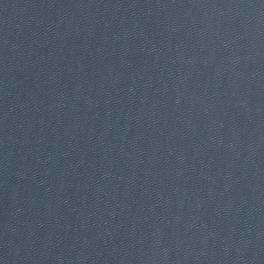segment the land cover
I'll return each instance as SVG.
<instances>
[{"label": "water", "instance_id": "water-1", "mask_svg": "<svg viewBox=\"0 0 264 264\" xmlns=\"http://www.w3.org/2000/svg\"><path fill=\"white\" fill-rule=\"evenodd\" d=\"M0 57L264 199V0H0Z\"/></svg>", "mask_w": 264, "mask_h": 264}]
</instances>
